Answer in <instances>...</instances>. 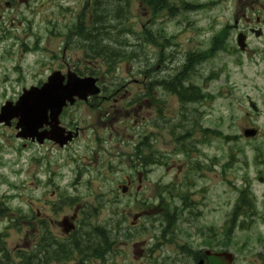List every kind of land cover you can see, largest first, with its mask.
<instances>
[{"label":"rangeland","instance_id":"obj_1","mask_svg":"<svg viewBox=\"0 0 264 264\" xmlns=\"http://www.w3.org/2000/svg\"><path fill=\"white\" fill-rule=\"evenodd\" d=\"M35 1L36 6L31 3V8L34 10L31 14L23 7L14 11L0 10V16L4 20L14 19V25L19 21H29L32 31V35L29 34L28 24H25L20 29L13 30L17 36L0 38V106L6 101L14 102L22 89L44 81L48 75V66L55 67L61 57L74 62L79 56V59L85 60L86 64L94 62L91 53L90 56L85 57L82 49L79 50L80 46H76V40L71 45H65L64 39L59 36L64 34V27L76 19V15L73 14L77 9L70 11L64 9L75 8L80 1L83 2L84 9L89 4H94V0ZM99 1L101 7L108 6L114 16L111 22L114 26L113 33L110 34L112 44L120 45L119 41H126L125 44H121L128 50L126 53L122 52L123 56L134 55L136 51L140 55L142 49L144 56L139 58L141 60L144 58V62L120 61L119 69L114 70L119 78L108 75L106 79L109 83L122 81L123 87H117L122 90L121 92L110 94L114 97H105L102 101L95 102L94 106L92 103L91 107L67 111L63 126L67 127L66 124L70 121L81 130L79 136L66 148L57 147V149L48 142L27 143L28 141L15 137L14 127L0 126V201L4 199L9 207L19 209L16 216L25 217L30 207L46 213L48 210H44V207L49 206V203H57L63 198L67 200V204L62 209V215L72 216L76 208L82 212L86 211V214L95 210L96 216L92 219L88 218L91 227L109 220L113 223V229L123 228L128 234H135L133 239L122 232L118 234L115 248L106 255L108 264H147L149 261L157 264H192L190 259L177 254L174 248L172 252H162V256L158 253L160 250L150 256L148 253L134 254L137 250L131 248L133 243L146 240V236H150L154 230L150 224L156 222L150 223L151 213H146L143 208L141 209V205L157 203V200H154L157 196L154 194L157 185H167L174 179L181 183H186L189 179L195 181L196 185L190 191L194 192L200 188L203 190L202 194H199L201 199L197 197L201 204L192 207L198 216L195 220L191 219L194 216H187L189 222L176 223L180 231L177 238H185L195 250H204L205 248H201L203 244L216 247L229 240V237L224 239L221 236L220 239L210 238L203 232L206 228L220 229L230 211L235 190L248 184L257 198L255 204L259 205L260 201L263 205L262 207L259 205V208L264 210L262 192L264 185L258 180L264 177V0H258L255 8L259 12L254 13L262 21L260 28L262 34L260 38L250 36L248 39L249 47L254 53L245 57L238 53L235 55L218 50L211 59L197 65L195 73L183 71L181 79L184 84L192 82L202 91L207 88L214 97L209 104L207 100L202 101L195 109L201 101L198 97L191 102V104L196 102L192 106L187 105L188 111H181L182 116L179 119L176 118L180 113V102L175 95L164 94L161 91L158 99L157 96H153V88L144 102L134 103L137 108L126 107L127 113H120L119 97L125 90L129 93L142 90L143 74L138 72L143 69L148 70L144 67L145 64L152 69L146 73L145 83L171 76L185 62L186 53L207 50L214 34L222 27L232 25V15L238 14L239 11L235 10L236 8L234 9L227 0L209 9L203 7L189 9L172 19H169L165 12L153 18L139 0ZM195 1L197 5H201L215 0ZM242 2L248 3L250 0H242ZM58 4L62 5V9ZM119 7H124L125 10L120 11ZM99 20L101 21L100 16ZM127 29L130 31L125 32ZM143 30L150 32L151 41L149 37L146 38L147 42L142 38ZM229 30L225 45L226 48L233 50L232 48L236 47L237 30ZM137 36L141 37V42ZM162 36L171 38L168 47L165 46L163 49L167 57L157 55V53L160 55V45L164 42ZM91 39L86 36L81 39V43L92 50V53L100 51L95 44L89 43ZM140 43H143L141 49ZM111 46L109 44V47ZM33 47L38 50L31 51ZM96 63L98 65L101 63L98 58ZM223 67L225 70L220 73ZM210 72L220 75L215 81L206 80ZM247 100L256 103L260 109L258 115L248 125L258 129L257 136L251 139L242 136V131L248 127V120L244 117V110L249 111ZM138 106L143 108L137 110ZM105 111L111 112L109 119L103 115ZM125 115L133 119L131 127L137 122L135 125L139 123L144 128L143 131L135 129V133H132V142L136 143L146 138V143L152 144L151 149L158 151L152 155V160L159 155L166 157L165 161L159 157L160 167H153L143 176L144 179L139 187L134 170L141 168L139 166L132 168V163L119 158L120 152L123 151V155L130 146L116 143L114 136L116 134L114 130L119 129L120 126L116 124V120ZM165 117H171V120L166 121ZM141 125L139 127L142 129ZM210 130L220 132L224 136H236L237 139L235 143L223 141L218 136H212ZM129 131L133 130L129 129ZM94 135L104 137L106 141L101 144L100 141L95 140ZM179 135L182 136L180 140L176 139ZM260 144H263V153L261 152V158H256L254 147ZM240 148L243 149V153H239ZM129 175L135 176V181L128 190L131 193L122 195L118 186L121 184L120 181ZM183 176L185 178L181 180ZM11 184H17L16 189H13ZM10 190H14L17 197H34L38 201L35 205H30L33 201L27 202L24 198L21 201L17 199L10 201L2 197L1 194ZM174 201L177 203L176 199ZM24 205H27L26 209ZM135 214H139L140 218L133 222L132 217ZM82 217L79 213V218ZM8 221L9 218H3L0 221V228L7 225ZM258 222L259 219L256 218L251 226L246 228L247 230L236 228L232 243L223 246L228 248L227 251L238 256L237 264H244L248 255L245 254V248L232 247L253 243L256 237L251 231L256 232L260 226L256 225L252 230L251 228ZM13 229L11 227L8 230L1 243L7 247L4 250L8 252L12 251L18 241L21 246L31 243L29 228L26 232L23 229L19 231ZM121 235L123 237H119ZM176 255L180 258L176 259ZM165 256L168 258L165 259ZM72 263L74 261L66 264Z\"/></svg>","mask_w":264,"mask_h":264},{"label":"water","instance_id":"obj_2","mask_svg":"<svg viewBox=\"0 0 264 264\" xmlns=\"http://www.w3.org/2000/svg\"><path fill=\"white\" fill-rule=\"evenodd\" d=\"M238 44L243 47V37L238 36ZM63 77L59 74H52L47 82L43 84V88H30L24 91L18 98L17 102L12 105L6 103L0 110V122L8 124V121L16 118L18 119L17 127L21 129V136L33 137L36 136L41 142L43 138L47 137L60 145L69 140V137L62 138L58 135L56 128V118L60 112L61 107L66 100L71 96L84 97L88 93H93L92 87L94 80L92 78H77L75 76H67L65 84ZM80 91H84L83 93ZM47 113L50 122L47 121ZM43 124L51 127V135L47 136L45 133H36V130ZM246 136H252V132H246Z\"/></svg>","mask_w":264,"mask_h":264},{"label":"trees","instance_id":"obj_3","mask_svg":"<svg viewBox=\"0 0 264 264\" xmlns=\"http://www.w3.org/2000/svg\"><path fill=\"white\" fill-rule=\"evenodd\" d=\"M139 1L144 7H147L151 11V13L154 17L159 15L164 10L167 12V15L169 17H172L177 13L178 14H180L182 12L185 13L186 11H188L190 9L189 3L185 0H179V2L176 4L179 7H174L176 11L179 10L178 12H174V9L172 8V6H174V4H172L171 6L168 5L170 0H139ZM102 14L104 16V20H103V23L100 24V30L98 31V33H96L95 35L92 36V39L89 41V43L95 44L96 47L101 52V58L103 59V61L105 63L111 65V64H114L116 61L120 60V57L123 56V53H126L128 50L125 49V46L121 45L122 43L125 44L124 43L125 41H123V40L119 41L120 45L117 43L118 42L117 40H116L117 45L112 44V42H111L112 40L110 39V34L113 33V28H114V26L111 24V22L113 21L112 10H109L108 6H107V8H105V6H103ZM147 36H149V41H151L152 39L150 36V32H145L143 37L146 38ZM164 42H165V45H168L170 41L167 39ZM109 44L112 46L109 47ZM115 46L118 47L117 50H116ZM162 55L163 54H161V56ZM196 60H197V58H195L191 54H188L186 57V63L182 67V70L178 71L177 74L173 78H171V80L169 79L170 81L167 79L166 80L168 82L165 80L161 81L162 84L168 85V87H166V88H168L171 92L176 93L182 101L184 100L185 96H187L188 94L189 95H191V94L187 90L183 89L182 86L178 87V84L181 83L183 71H185L187 69H191V66H193L196 63ZM156 83H157V81H156ZM178 88H180V89H178ZM215 134H218V132L214 131V135ZM223 139H224V141L228 140L227 137L226 138L224 137ZM156 208L157 207L146 206V209L148 211H151V212H152V210H155ZM151 212H149V213H151ZM82 243L88 244L90 247H94V246H97L98 238H97V236L90 235L88 232H85V234L83 235Z\"/></svg>","mask_w":264,"mask_h":264},{"label":"flooded vegetation","instance_id":"obj_4","mask_svg":"<svg viewBox=\"0 0 264 264\" xmlns=\"http://www.w3.org/2000/svg\"><path fill=\"white\" fill-rule=\"evenodd\" d=\"M30 2V0H3V3L4 5L7 7V9H12L16 6V4H19V3H24L26 6L28 5L27 2ZM257 3V0H250L249 3H244L242 6H240V12H242V15H241V18H242V21L244 24H246L247 26H250L251 25V19L250 18H247L246 15H245V12H252L255 10V6L254 4ZM255 22H258V18H255L254 19ZM251 27L248 28V31H250ZM98 33V32H97ZM82 45L79 47V50L82 49V52L84 54L85 57L87 56H90V53H91V56L93 58H95V63L94 64H91L92 67H94L93 69H88V68H85V65L84 63L86 62L85 60H80L79 59V56L74 59V63L71 65V66H68L66 63L64 65V67H62V71H63V68L65 70V72L67 71H74L77 75H84V74H95L97 73V71L99 70V65L96 63V59L98 57H100V51H93L92 53V50H90L89 48H87L84 43H81ZM89 64V63H88ZM90 65V64H89ZM112 87V86H110ZM106 87L104 86H99V89H100V92L97 96L93 97V98H89V100L84 103V107L85 106H88L90 105L91 103L93 102H97V101H102L100 99H104L105 97L103 95H100L101 92H103L102 90H104ZM121 92V91H119ZM123 92H126V91H123ZM124 94H122L119 98H124ZM108 97H114L112 95L108 96ZM141 101H143V97L141 99ZM77 103H81V102H77ZM139 109L137 110H140L141 107L138 106ZM136 111V110H135ZM125 112L127 113V110H125ZM105 115H109V111H106L105 112ZM122 127L124 129V132L126 133L128 131V126L124 123H122ZM69 129V128H67ZM75 130V128H74ZM123 133V134H125ZM121 134V138L124 139L125 138V135ZM48 224L51 226L53 225V222L52 221H49ZM56 226H59L61 228V225H60V222H57L55 223ZM31 235L35 238V240H32V243H34L36 241V236L38 234V227H37V220L36 218L33 219V221H31ZM57 236L59 238H62V236L60 235V230L57 231ZM54 236V235H52ZM37 246V244H33V247L35 248ZM138 246V248H136ZM32 247V245L30 246V248ZM59 248H64V246H61V245H58L57 242L55 240H51V242H48L47 244H42L40 245L39 247L36 248V255L35 257H37L42 251L44 252L45 254H50V255H53L57 252H59ZM105 248H112V245L110 246H106ZM132 248H136L137 250V253L139 254H142L144 253V249L142 248H147L146 246H144V243L143 242H139V241H135L132 245ZM249 248H264V243L263 244H258V245H250ZM231 262V259H229V263ZM32 264H43V263H39L37 261H33L31 262Z\"/></svg>","mask_w":264,"mask_h":264}]
</instances>
